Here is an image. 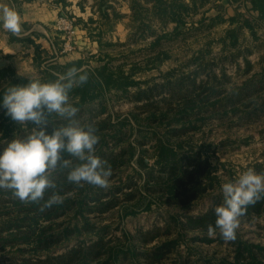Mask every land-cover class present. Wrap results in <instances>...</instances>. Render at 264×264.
Masks as SVG:
<instances>
[{"label":"rangeland","instance_id":"1","mask_svg":"<svg viewBox=\"0 0 264 264\" xmlns=\"http://www.w3.org/2000/svg\"><path fill=\"white\" fill-rule=\"evenodd\" d=\"M184 1L191 3V0ZM251 1L211 0L198 13L186 19L187 23L183 31H176L177 24L173 22L163 27H158L153 22L151 32L146 30L143 34H137L138 28L132 27V22L137 24L134 17L131 27H128L130 21L126 18L118 21L123 23L124 20H128L126 27L124 24H121L120 28L116 27V24L113 27H103V30L92 27L91 31L99 32L97 36L99 39H91L85 32L83 35L87 45L78 46L76 42L77 50L70 55H75V59L83 61L80 68L82 70L94 73L97 69L107 66L115 77L120 75L130 77V81L139 82L140 87L145 89L147 86L161 84L167 79H173L177 83L190 80L189 75L196 69L194 58L203 51L205 65H209L214 72L212 77L204 76L202 73L201 79L210 83V86L219 84L216 81H221L232 93L241 88L246 81L264 77V20L255 22L259 15L251 10ZM63 13L70 14L68 11ZM249 17L255 23L253 29L247 27L245 23ZM235 31L238 33L239 44L233 48L230 47L233 42L231 32ZM55 32L57 33L56 29ZM129 34L132 36L128 37ZM156 39L161 40L160 46L155 50L152 49L151 44ZM94 42L97 47H94ZM236 50L244 52L238 56L237 62H224L226 57L235 55ZM206 51L210 52L204 54ZM10 57H14V54L0 53L1 60ZM63 58L60 61L50 62L52 58L43 53L40 63L34 68L30 57L24 55L23 59L16 61L14 59L9 68L18 76L34 79L42 78V73L45 72L60 76L68 69L63 71L57 67H64L67 63L76 61ZM248 61L251 69H248ZM221 71L225 72L227 78L222 77ZM138 89L136 86H129L126 90L129 94H123L122 89L111 87L105 94L104 100L107 102L104 103L107 105L105 107L107 110L102 116L104 119H111L114 123L128 121L123 131L132 133L128 142L134 147V157L109 179L107 190L122 188L121 192H116L115 208L107 213L92 215L96 217L92 218V222L107 230L104 237L110 241V247L117 251H135L136 256L131 258L134 262L132 260L124 264H151L149 262L151 260L144 259L140 254L173 241L178 236L175 228L167 229L168 220L207 211L215 198L222 194L223 183L234 181L248 169L264 173V115H260L257 108L263 98H251L232 108L228 105L208 107L211 102H206L205 106L199 108L201 115L204 116L202 119L197 117L196 120V117L191 116L188 120L187 115L181 116L180 122H173L168 126L167 123L173 119L172 116L167 118L170 119L168 121L153 122L149 116L156 106L148 103L147 107L143 108L140 106L141 103L133 100V97L129 98V95L136 93ZM157 101L156 105H160L162 110L167 107L161 102V98ZM97 109L101 111V107ZM86 117L87 115L82 117L81 121ZM184 127L189 129L185 130ZM174 130L176 135L173 134ZM155 131L159 132V137L164 138V141L169 138L166 144L174 149L180 159L197 158L201 161L207 160L210 164L206 174L209 179L202 183L208 191L198 201L181 208L172 203L174 201H170L168 196L161 192V188L152 186L151 183L147 184V174L140 178L144 172L158 170L156 163L159 151L153 136ZM1 136L0 130V143L5 146V139L1 140ZM143 141L145 143H142ZM126 186L131 188H125ZM3 200L6 201L5 198L0 201ZM61 222H64L63 228L71 225L73 219L71 216H65L56 220L54 230L62 229L58 226ZM238 229L242 239L249 244L264 247V214L252 220H241ZM140 232L143 235H140ZM93 233L80 238L75 236L69 242H63L54 251L60 254L80 240L89 243L96 241L99 232H96L97 235ZM184 235L183 241L177 245L176 250L170 254V259L164 264H176L188 254L194 259H198L201 255L213 259L232 256L231 250L216 243L212 245L193 243L197 234ZM151 236L152 240H150ZM21 248L24 250L20 251L15 247L11 251L3 252L0 249V264H10L7 257L20 259L21 254L32 257L33 252L30 247L21 246ZM193 261L202 263L200 260Z\"/></svg>","mask_w":264,"mask_h":264},{"label":"trees","instance_id":"2","mask_svg":"<svg viewBox=\"0 0 264 264\" xmlns=\"http://www.w3.org/2000/svg\"><path fill=\"white\" fill-rule=\"evenodd\" d=\"M55 1L60 4L66 3V0ZM210 1L191 0V3H186L184 0H133V17L135 22L139 23L137 34H143L146 30L151 32V23L153 22H162V24L173 22L177 24L176 31H183L186 27V19L198 13ZM146 5H151V7H146ZM251 7V10L259 15L255 22L264 20V0H252ZM246 21L247 27L253 29L255 24L253 19L249 17V20ZM153 32L157 33L154 30ZM237 35L236 31L231 32L233 42L230 47L236 48L238 46ZM160 40L156 39L151 44L152 49L156 50L160 46ZM208 52L210 51H206L204 54ZM243 53L241 50H236L235 55L226 57L224 62L236 63L238 56ZM202 54L203 51L194 58L196 69L189 75L190 80H183L177 83L173 79H167L161 84L147 86L145 89L140 87L139 82L130 81V77L121 75L115 77L112 72H109L107 66L97 69L94 73L83 70L88 74V81L82 86L72 89L69 94L70 101L73 106L79 109L75 119L81 125H91L95 129V134L99 137V141L95 146V154L106 162L105 167H111L112 175L109 179L113 178L117 171L134 157V147L128 142L132 133L128 134L127 130L123 131L128 121L122 120L114 123L111 119H104L102 116L107 110L105 108L107 105L104 103L106 101L104 100L105 94L110 91L111 87L122 89L124 91L123 94H129L126 91L129 86L138 87V91L129 95V98L133 97V100L141 103L140 106L143 108L147 107L146 104L148 103H151V106L155 105L156 109L152 110V114L149 116L153 122L168 121L170 119L167 118L172 116L171 118L173 119L167 123L168 126L173 122H180L181 116L185 117L187 115V118L194 116L196 120H198L197 117L202 119L204 116L201 115V109L199 108L205 106L206 102H211L209 106L207 105L208 107L228 105V107L232 108L251 98H263L257 108H259L258 112L261 113L260 115H264V77H260L258 80L252 78L232 93L229 92L228 88H225V84L223 85L221 81H216L219 84L210 86V83L201 79L202 73H204V76L212 77V72L214 71H211L209 65H205ZM37 57L36 61L40 63L42 58L40 51L37 52ZM247 64L248 69H251L249 61ZM82 65L83 61L79 59L67 63L64 67H57V69L63 71L72 67L80 69ZM216 65L219 64L216 63ZM221 75L227 78L224 71ZM213 76L216 77L215 74ZM58 77L45 72L42 73V78L36 79L41 82H54ZM31 79L34 78L18 76L10 68L0 70V130L2 132L1 140L5 139L6 142L4 143L5 146L0 143V154L6 148L8 142L17 137H25L30 134L33 128L37 127L31 122H28L26 126L19 125L6 115V109L2 106V97L7 87L26 85ZM159 98L167 106L163 110L160 105H156ZM99 107H101L102 112L98 111L97 108ZM86 115V119L81 121L82 117ZM66 123L67 121L54 117L46 126V133L51 134L55 127ZM184 128L185 130L189 129V127ZM175 132L174 130V135H176ZM153 136L156 139L157 150L159 151L156 163L158 170L152 169L146 173L144 172L140 178L147 174V184L151 183L152 186L161 188V192L168 196L170 201H174L172 203L181 208L188 206L191 202L198 201L208 191V188L203 186L202 183L204 180L209 179L206 174L210 164L207 160L201 161L197 158H189L188 160L185 158L182 160L174 152V149L166 144L169 138L164 141V138L159 137L158 131H155ZM145 141L147 140L145 139ZM145 141L142 143H145ZM64 155L65 158L72 159L73 166L79 163V161L69 157L66 153ZM69 170L58 169L53 174L56 188L50 189L45 193V199L51 196L53 192L59 194L63 197V203L53 205L44 211H40L41 205L21 202L13 195L11 190L0 189V200L3 198L6 200L0 201L1 251H11L15 247L23 251L24 249L21 246H25V248L30 247L33 252L32 257L21 254L20 259L7 257V260H9L10 264H124V262L132 260L134 262V259L131 260L134 255L136 256L134 250V252L131 250L117 251L115 248L110 247V241H107L104 237L107 232L105 227L98 226L97 223L92 222V218H96L92 215L107 213L115 208L117 203L116 192H121L122 188L115 187V189L107 190L106 188L87 184L83 187H77L67 180ZM125 188L131 187L126 186ZM222 203L223 194L215 198L211 208L207 211L196 215L189 214L182 218L174 217L168 220L167 229L175 228L178 232L176 239L156 246L151 250H145L140 256L146 260H151L149 261L151 264H164L170 259V254L176 250L177 245L183 241L184 234L194 233L198 236L193 239V243L209 245L216 243L218 246L221 245L231 250L232 256L213 259L201 255L198 259H194L191 254H188L187 257L181 258L176 264H264V247L249 244L242 239L239 229L236 231V239L234 241H224L220 238L218 232L214 238L208 236L207 227L210 224L214 225L216 219L214 209ZM263 214L264 199H261L247 207L245 214L240 217L239 223H241V220L259 218ZM65 216H71L73 223L62 228L64 222H61L58 226L62 229L54 230L56 220ZM44 222L47 224H43ZM96 232H99V235ZM90 233L98 236L96 241L89 243L80 240L67 247L60 254L54 251L63 242H69L75 236L80 238ZM140 235H143V233L140 232ZM152 239L153 237L151 236L150 240ZM193 260H200L202 263H198V261L196 263Z\"/></svg>","mask_w":264,"mask_h":264},{"label":"clouds","instance_id":"3","mask_svg":"<svg viewBox=\"0 0 264 264\" xmlns=\"http://www.w3.org/2000/svg\"><path fill=\"white\" fill-rule=\"evenodd\" d=\"M0 26L20 36V14L0 4ZM87 81V72L72 67L54 82L31 79L26 85L6 88L2 97L6 115L19 125L31 122L37 127L25 137L8 142L0 154V189L11 190L21 202L41 205L40 211H44L63 203V197L55 192L45 199V193L56 188L53 174L58 169H70L67 180L77 187L109 186L111 167H105L106 162L95 154L99 137L91 125L83 126L75 119L79 109L70 101L72 89ZM54 117L67 123L47 134L46 126ZM65 153L79 163L73 166ZM221 191L223 203L214 209L215 223L208 225L207 234L214 238L218 232L224 241H234L247 207L264 199V173L248 169L234 181L223 183Z\"/></svg>","mask_w":264,"mask_h":264},{"label":"crops","instance_id":"4","mask_svg":"<svg viewBox=\"0 0 264 264\" xmlns=\"http://www.w3.org/2000/svg\"><path fill=\"white\" fill-rule=\"evenodd\" d=\"M132 2L133 0H66L65 4H60L55 0H0V4L14 8L22 19L20 36H15L0 26V53L4 55L14 54V57L4 60L0 59V61H8L9 64L6 68H9L14 59L15 61L16 59L20 60L26 55L30 57V62L35 68L38 63L36 61L38 51L51 57L50 62L60 61L64 59L63 57L77 60L78 58H74L75 55L57 57L54 55L53 46L59 42V35L55 32L54 25L59 14L68 11L76 17L79 28L77 44L78 46H85L87 45V40L83 35L85 32L91 39H99L97 37L99 32L91 31L92 27L101 30H103V27H113L114 24L118 28L122 26L121 24L126 27L125 24L128 20H124L125 22L123 23L118 22L124 18L129 19L130 24L128 27H131L133 19ZM155 23L158 27L166 26L162 22ZM132 24L134 28L139 25V23L134 24V22ZM174 25L176 26V24ZM130 36L132 35L129 34L128 37ZM93 44L94 47H97L95 42Z\"/></svg>","mask_w":264,"mask_h":264},{"label":"built area","instance_id":"5","mask_svg":"<svg viewBox=\"0 0 264 264\" xmlns=\"http://www.w3.org/2000/svg\"><path fill=\"white\" fill-rule=\"evenodd\" d=\"M59 42L53 46L54 55L67 56L77 50L78 24L74 15L61 12L55 22Z\"/></svg>","mask_w":264,"mask_h":264},{"label":"water","instance_id":"6","mask_svg":"<svg viewBox=\"0 0 264 264\" xmlns=\"http://www.w3.org/2000/svg\"><path fill=\"white\" fill-rule=\"evenodd\" d=\"M8 64V61H0V70L6 68Z\"/></svg>","mask_w":264,"mask_h":264}]
</instances>
